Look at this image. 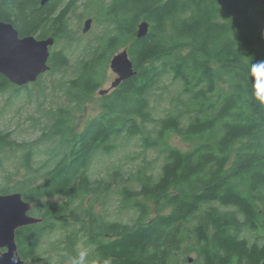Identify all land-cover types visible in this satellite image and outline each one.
Returning <instances> with one entry per match:
<instances>
[{
	"label": "trees",
	"instance_id": "obj_1",
	"mask_svg": "<svg viewBox=\"0 0 264 264\" xmlns=\"http://www.w3.org/2000/svg\"><path fill=\"white\" fill-rule=\"evenodd\" d=\"M40 2L0 0V20L20 36L71 43L78 31L71 18L85 16L77 13L82 5L102 26L75 64L64 48L49 57L51 69L72 67L59 82L78 108L101 87L116 50L127 48L136 73L103 95L100 112L80 132L58 106L44 110L41 128L26 118L41 131L30 146L8 143L13 131L0 133V144H10L5 157L24 169L22 179L5 171L13 183L0 193H22L30 213L43 218L16 231L21 258L49 264L41 261L49 244L60 264H264V234L253 242L244 235L264 226V0ZM143 20L148 32L138 38ZM19 91L0 73L1 96ZM170 134L199 144L183 152L167 142ZM133 140L142 147L140 163L91 177L96 155ZM146 150L156 158L147 159ZM113 185L118 211L137 213L131 223L95 211Z\"/></svg>",
	"mask_w": 264,
	"mask_h": 264
},
{
	"label": "rangeland",
	"instance_id": "obj_2",
	"mask_svg": "<svg viewBox=\"0 0 264 264\" xmlns=\"http://www.w3.org/2000/svg\"><path fill=\"white\" fill-rule=\"evenodd\" d=\"M82 11L83 6L81 5L77 11V13H80L81 16L85 15L81 20H79L76 15L71 18V27L78 29L77 33L74 34L73 39L70 40L71 43H66L65 40H60L59 42H54V44L50 47L51 52L53 49L64 48L70 57L72 65L75 64L76 60L84 53L83 48L88 46L90 42L95 40L96 36L102 33V26L95 22V16L90 14V12L84 13ZM87 18L92 19V25L89 31L83 32V24ZM123 49H125V47H121L110 56L106 66L105 78L101 84V87L94 95L91 96L90 100L84 106L81 105L80 108H78L76 103L67 95L66 91L63 89L64 87H62L63 83L59 82L70 77L72 74V67L65 66L57 71L54 68L51 69L52 67H50V69L41 73L35 82L28 83L27 85H24V87L21 86L17 95L10 97L9 93L5 92L0 99V133L5 134L7 132L13 131L12 135L7 138L8 143L12 141L16 143H25L26 146H30V142L37 138L41 131L37 128H34L32 121L26 118L33 117L35 121L39 120V127L41 128L47 121L43 116L44 110L53 109L58 106H63V108L70 112L69 125L73 128L74 132H80L85 126L87 120L100 112L103 95L111 90L113 83L118 77L117 73H115L111 68V60L116 55H118L119 52H122ZM15 86L17 85L14 84V87ZM10 90L12 91L13 88H10ZM168 93L171 95L174 93V91L172 90ZM166 96L167 93L164 94V97ZM160 108H163V106H160ZM167 142L183 152L188 151L199 144V142L196 140H186L175 134H170L167 138ZM1 147L2 145L0 144V148ZM1 149L4 151L1 153V156L4 157V166L0 169V185L6 184L7 186H11L13 182L5 177V171H14L19 173L14 178L22 179L24 169H22L20 172H17L15 166L18 163V158H6L4 153H9V147H2ZM42 149L45 150L46 148ZM141 151L142 147L136 144L135 140H133L128 142L127 145L125 144V146L114 150L110 154L96 155L90 166L91 177H105L107 172L111 170L115 164H123L124 166L122 167V170L124 171L133 169L138 163L141 162L142 158L144 157L143 153L137 155V153ZM20 153L21 152L19 151L18 154ZM145 154L147 159L156 158V153L153 150H146ZM161 163L162 159L159 158L155 161L154 165L158 167ZM3 174L4 176H2ZM110 188V200L106 202V199H104L105 196L101 197V200H99L95 205V211L103 213L105 218L119 219L122 222L131 223L132 219L136 217L137 213H133L131 210L119 212L117 208H119L118 202H120V200L119 195L116 194L117 188L115 185H113V187L111 186ZM53 199L55 198H47L44 201L49 202V200ZM144 203V205L149 209L150 215H156L152 203L147 200H144ZM167 211L169 210L163 212ZM249 231L250 232L244 233L246 238L250 242L259 241V239L262 238V235L264 234V226L259 227L257 230ZM52 252L51 246L47 244L45 250L41 252V261L48 258V262H50L49 264H60L59 261H56L57 257H55ZM82 252L83 250L79 249V253ZM194 256V252L187 255V257L192 258V260ZM25 264L28 263L25 262ZM62 264L76 263H74V261L67 263L66 261V263Z\"/></svg>",
	"mask_w": 264,
	"mask_h": 264
},
{
	"label": "water",
	"instance_id": "obj_3",
	"mask_svg": "<svg viewBox=\"0 0 264 264\" xmlns=\"http://www.w3.org/2000/svg\"><path fill=\"white\" fill-rule=\"evenodd\" d=\"M47 1L41 0L40 3L42 5ZM91 25L92 19L87 18L82 31H89ZM148 27L149 23L145 20L138 23L136 37L145 36ZM54 42L53 36H20L12 22L0 20V73L20 87L35 82L41 73L51 67L50 47ZM111 68L118 75L112 87L136 73L126 47L111 60ZM32 207L30 201L23 199L22 193H0V264H25L17 250L15 234L19 228L43 220L30 213ZM188 262H192V258H188Z\"/></svg>",
	"mask_w": 264,
	"mask_h": 264
},
{
	"label": "flooded vegetation",
	"instance_id": "obj_4",
	"mask_svg": "<svg viewBox=\"0 0 264 264\" xmlns=\"http://www.w3.org/2000/svg\"><path fill=\"white\" fill-rule=\"evenodd\" d=\"M15 88H16V89H20V86H15ZM25 88H26V87H25ZM25 88H24V89H25ZM113 88H114V87H112L111 90H112ZM97 91H98V90H97ZM0 99H1V95H0ZM5 140L7 141V138H6ZM2 147H3V146H2ZM2 147H1V148H2ZM4 147L8 148V147H10V145H6V146H4ZM1 150H2V149H1ZM0 156H1V152H0Z\"/></svg>",
	"mask_w": 264,
	"mask_h": 264
},
{
	"label": "bare ground",
	"instance_id": "obj_5",
	"mask_svg": "<svg viewBox=\"0 0 264 264\" xmlns=\"http://www.w3.org/2000/svg\"><path fill=\"white\" fill-rule=\"evenodd\" d=\"M8 81H9V79H8ZM9 82L12 83L11 81H9ZM12 84L14 85V83H12ZM23 87H24V85H23ZM18 193H20V192H18ZM15 243H16V241H15ZM16 247H17V244H16ZM17 250H18V248H17Z\"/></svg>",
	"mask_w": 264,
	"mask_h": 264
}]
</instances>
